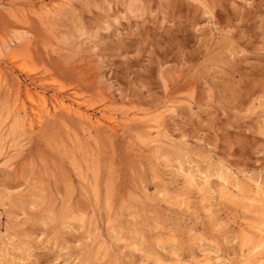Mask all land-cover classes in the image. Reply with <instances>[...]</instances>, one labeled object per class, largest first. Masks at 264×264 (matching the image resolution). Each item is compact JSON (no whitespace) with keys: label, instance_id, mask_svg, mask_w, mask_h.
<instances>
[{"label":"rangeland","instance_id":"obj_1","mask_svg":"<svg viewBox=\"0 0 264 264\" xmlns=\"http://www.w3.org/2000/svg\"><path fill=\"white\" fill-rule=\"evenodd\" d=\"M0 264H264V0H0Z\"/></svg>","mask_w":264,"mask_h":264},{"label":"bare ground","instance_id":"obj_2","mask_svg":"<svg viewBox=\"0 0 264 264\" xmlns=\"http://www.w3.org/2000/svg\"><path fill=\"white\" fill-rule=\"evenodd\" d=\"M60 105H63V104L60 103ZM91 121H92V120H91Z\"/></svg>","mask_w":264,"mask_h":264}]
</instances>
